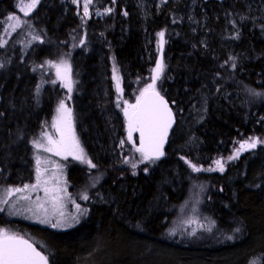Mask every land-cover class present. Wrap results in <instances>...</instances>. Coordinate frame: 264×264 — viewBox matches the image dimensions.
<instances>
[{
  "label": "trees",
  "instance_id": "trees-1",
  "mask_svg": "<svg viewBox=\"0 0 264 264\" xmlns=\"http://www.w3.org/2000/svg\"><path fill=\"white\" fill-rule=\"evenodd\" d=\"M17 1L0 0V42ZM189 1L93 0L82 19L72 0H40L26 17L38 37L31 50L22 56L15 37L0 47V189L29 178L31 141L63 101L45 73L49 62L70 63L75 133L96 165L67 163L70 192L88 196L82 226L56 232L0 216V228L19 232L49 264H154L160 254L169 264H264V147L262 155L229 159L248 137L264 141V95L248 91L264 93V0H191L199 5L193 21ZM160 32L165 67L157 91L176 126L163 158L141 162L122 102L133 104L151 82ZM196 183L207 187L203 206L216 217L218 241L168 235Z\"/></svg>",
  "mask_w": 264,
  "mask_h": 264
},
{
  "label": "snow or ice",
  "instance_id": "snow-or-ice-1",
  "mask_svg": "<svg viewBox=\"0 0 264 264\" xmlns=\"http://www.w3.org/2000/svg\"><path fill=\"white\" fill-rule=\"evenodd\" d=\"M73 3H78V0H72ZM163 2V0H162ZM40 3V0H29L28 3L21 2L20 11L23 12L24 16H28ZM115 3V0H113ZM93 4V0H84L83 4V17L89 15V6ZM112 9H105V13H111ZM99 14V13H97ZM127 15V13H125ZM9 21H15V27H19L20 20L15 15H10L8 17ZM7 31V29H5ZM164 32L158 33V49L163 51V46L165 43ZM3 43L0 42V47H3ZM3 65H0L2 67ZM49 67L56 69L57 80L61 81V86L67 88L68 92L71 93L73 90V81L71 79V66L64 60L60 63L55 64L49 62ZM164 61L163 59H158L156 61L155 68L151 69L152 82L142 89L140 95L137 97L135 104H129L124 101L123 114L127 124L128 131V141H132V133L139 132L140 136V146L135 147V151L140 154L141 162L155 161L160 159L163 155V146L165 139L168 135V129L171 127L173 122V113L168 107V104L161 96L160 92L157 91V81L160 80L161 75L164 71ZM116 69L114 68V79L117 81L116 88L119 94L122 90L119 85V77L116 75ZM53 84L56 81H52ZM39 90V86H38ZM251 94L256 96L264 95V93L255 92L253 89L248 90ZM57 118L53 122V127L59 135V139H54L52 136L48 135L47 132L43 133V137L47 140V144H42L40 141H33V147L37 149H43L46 152L52 153L53 155L60 156L67 159L71 156L74 160H78L82 164H87L89 168H95L96 165L88 158L83 147L81 146L79 140L76 137L75 132L72 129V115L71 110L65 106L64 101H61L57 108ZM258 143H264L262 140H258L255 137H248L247 140L240 143L239 148L229 157L230 160L238 159L241 152L249 149L256 148ZM124 141H121V146H123ZM183 159V157H181ZM127 163L128 161L125 160ZM48 163V161H44ZM185 163L189 164L194 172L201 171L200 168L191 164L189 161L185 160ZM220 171H223V164L219 160L215 162ZM36 183L32 185H24L21 188L8 189L9 193L12 192H25L29 189L36 190L42 189L45 193L46 200L35 205V213L39 215L40 211L43 210L44 219L40 222H50V216H58L56 222L52 224V227H72L73 223H69L70 219L74 223H79V219L76 216L66 218L63 211L60 209L63 207L61 201L63 199L61 193H65L66 189L57 187H48L49 179L44 178L43 173L48 171L47 168L41 170V160L37 156L36 158ZM55 168H59V165H54ZM132 167L135 168L136 164L133 163ZM214 170V169H209ZM147 171V169H145ZM135 174V173H133ZM83 199H88L87 195L82 196ZM21 199L28 200V196H22ZM39 199V198H37ZM7 201H5L6 203ZM48 204L49 207H45ZM51 209V210H50ZM79 210V205H77ZM3 211V209H0ZM28 211H33V208L29 207ZM87 212L84 209L81 214ZM211 229H209L210 231ZM236 231H239L237 229ZM174 234V233H171ZM189 235H195V230ZM228 239H232L231 236ZM0 264H49V257L37 251L35 247L28 240L23 237L6 231L0 228Z\"/></svg>",
  "mask_w": 264,
  "mask_h": 264
},
{
  "label": "rangeland",
  "instance_id": "rangeland-1",
  "mask_svg": "<svg viewBox=\"0 0 264 264\" xmlns=\"http://www.w3.org/2000/svg\"><path fill=\"white\" fill-rule=\"evenodd\" d=\"M160 1V0H159ZM162 1V0H161ZM165 1V0H163ZM178 1V0H175ZM21 2L28 3L29 0H18L17 1V12L12 13L10 15H15L20 20L19 27H15V21H9L7 20L5 31L1 36V42L5 46L12 37H15L16 44L20 46V51L22 56L25 54L26 51L31 50V46L38 41V37L36 35H33L30 31H27L28 28V22L26 20L27 16H24L23 12L20 11V5ZM83 4L84 0H78V3H75L76 6L80 7L81 13L83 14ZM91 6V5H90ZM89 6V7H90ZM199 5H196L195 1H189L187 5V12L189 14L188 21H193L194 13L196 12V8ZM200 10L203 11V8L200 7ZM98 17H102V13L98 12ZM84 15V14H83ZM193 16V18H191ZM90 17V10L89 15L85 17L88 19ZM25 32V33H22ZM14 41V42H15ZM158 41L159 37L156 35L154 44H155V63L154 67L156 66V61L158 59L162 58L163 51H159L158 49ZM149 42L146 43L148 46ZM3 46V47H4ZM164 47V46H163ZM66 61L69 65V61L67 59H62ZM61 61V60H60ZM60 61L54 62L55 64L60 63ZM46 71L47 74L49 71L53 74L55 81L59 85V87L63 90L64 98L63 101L65 103V106L70 109L69 107V101L71 97V93L68 92L67 88L61 86V81L57 80L56 77V69L53 67H49V64H46ZM163 74V73H162ZM162 76V75H161ZM152 77V72H151ZM72 79V78H71ZM161 79V78H160ZM73 81V80H72ZM152 82V80H151ZM150 82V83H151ZM159 80L157 81L158 84ZM149 83V84H150ZM115 83V87H116ZM117 89V88H116ZM130 104V103H129ZM59 106V105H58ZM124 108V101L122 102V109ZM71 110V109H70ZM123 111V110H122ZM57 110L56 112L45 122L41 123L42 128L38 135L31 141L32 151H31V165L28 168V172L30 173L29 178L18 185L14 186H7L0 189V209H3V211H0V216H3L4 219L7 221H20L29 223L32 225L50 228L56 232H65L70 231L73 229H76L80 226H82L86 220L89 218L91 210L90 207L85 205V199L82 198L85 194H78L77 197L73 195L70 192L69 189V182H68V170H67V163L68 161H73L78 164H82L78 160H74L71 156H68L67 159H64L60 156L53 155L52 153L44 151L42 148L37 149L33 147V141H40L42 144H47V140L44 139L43 133L47 132L48 135L52 136L54 139H59V135L56 131V128L53 127V122L57 118ZM72 115V112H71ZM187 121V118H183L181 121V125L183 126L185 122ZM72 129L75 132L74 125H73V118H72ZM127 137L128 132L126 130ZM76 134V133H75ZM77 137V135H76ZM126 137V138H127ZM78 139V138H77ZM258 147L260 148L257 152H252L253 156H256L257 154L262 155V150L264 145L261 148V145L258 143ZM138 147V146H137ZM245 151H243L244 153ZM251 153V154H252ZM37 156L41 160V170L47 168L48 171L44 172V178L49 179V185L48 187H61L66 189L65 193H61L63 199L61 201L63 207L60 209V211H63L66 218H70L72 216H76L79 219V223H74L70 219H68L69 223H73L74 226L72 227H52V224L56 222V219L58 216H50L49 220L50 222H40L42 219H44V213L43 210L40 211L39 215L34 214L35 213V205L39 204L46 200L45 193L42 189H36L25 192H12L9 193L8 189H15V188H23L24 185H32L36 183V158ZM44 161H48V163H44ZM54 165H59V168H55ZM86 165L87 164H82ZM207 187L204 183H196L192 186L191 192L186 197L183 204L179 207V210L177 214L175 215L174 221L171 223L168 229V235L171 237L175 236L177 240H181L184 237H193L191 239H195V241H201V242H208L209 240L212 241H218V236L220 237V234L218 231L215 230V219L208 216L205 209H204V192L206 191ZM28 196V200L21 199L22 196ZM39 198V199H37ZM5 201H7L5 203ZM77 205H79V210L77 209ZM33 208V211H28V208ZM45 207L50 206L48 204H45ZM84 209H87V212L84 214H81ZM51 210V209H50ZM225 225V223H223ZM5 229L6 231L15 233L17 235H21L19 232H16L11 227H1ZM209 229H211L209 231ZM195 230V235H189L191 232ZM174 233V234H171ZM24 237L28 238L32 241V238L30 235L22 234ZM216 239V240H215ZM232 240V239H229ZM225 241V240H223ZM170 260L165 257L163 258L162 254L157 256V260H155L154 264H169ZM240 261H236L235 264H239Z\"/></svg>",
  "mask_w": 264,
  "mask_h": 264
},
{
  "label": "water",
  "instance_id": "water-1",
  "mask_svg": "<svg viewBox=\"0 0 264 264\" xmlns=\"http://www.w3.org/2000/svg\"><path fill=\"white\" fill-rule=\"evenodd\" d=\"M199 1H202V2H209V1H221V0H199ZM162 96V95H161ZM163 97V96H162ZM164 98V97H163ZM137 100V99H136ZM164 100L166 101V103L168 104V107L171 109V111H172V113H173V122H172V125H171V127L168 129V135H167V137H166V139H165V142H164V146H163V152H164V150H165V148L167 147V145H168V141H169V138H170V135H171V133H172V131H173V129H174V127H175V125H176V118H175V114H174V112H173V110H172V108L170 107V104L168 103V101L164 98ZM136 103V101L133 103V104H135ZM125 126H126V130H127V124H126V120H125ZM128 132V131H127ZM132 137H135L136 138V140H137V144H138V147L140 146V136H139V132H133L132 133ZM163 158V156L160 158V159H162ZM159 160V159H158ZM29 243H31L32 245H33V247H35L36 249H37V247L32 243V242H30L29 241ZM37 251H40L39 249H37ZM41 252V251H40ZM42 253V252H41Z\"/></svg>",
  "mask_w": 264,
  "mask_h": 264
},
{
  "label": "flooded vegetation",
  "instance_id": "flooded-vegetation-1",
  "mask_svg": "<svg viewBox=\"0 0 264 264\" xmlns=\"http://www.w3.org/2000/svg\"><path fill=\"white\" fill-rule=\"evenodd\" d=\"M258 146H259V145L257 144L256 148H254V149H249V150H245L244 153L246 154V153L257 152V150L260 149ZM221 175H222V174H221ZM212 217H213V219H216V217H215L214 215H213ZM214 223H216V221H215Z\"/></svg>",
  "mask_w": 264,
  "mask_h": 264
}]
</instances>
